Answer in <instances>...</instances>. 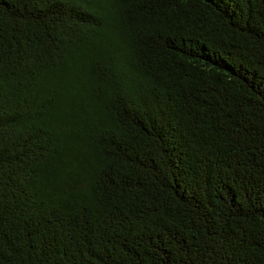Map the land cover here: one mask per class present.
I'll return each mask as SVG.
<instances>
[{
  "label": "trees",
  "instance_id": "16d2710c",
  "mask_svg": "<svg viewBox=\"0 0 264 264\" xmlns=\"http://www.w3.org/2000/svg\"><path fill=\"white\" fill-rule=\"evenodd\" d=\"M0 264H264V0H0Z\"/></svg>",
  "mask_w": 264,
  "mask_h": 264
}]
</instances>
